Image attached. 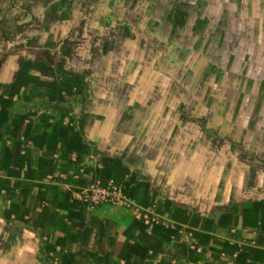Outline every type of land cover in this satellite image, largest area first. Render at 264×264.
<instances>
[{
    "label": "rangeland",
    "instance_id": "obj_1",
    "mask_svg": "<svg viewBox=\"0 0 264 264\" xmlns=\"http://www.w3.org/2000/svg\"><path fill=\"white\" fill-rule=\"evenodd\" d=\"M113 1L0 0L6 7L0 10V79L10 77L8 68H14L16 76L11 87L0 86V264H61L64 260L73 264L72 254L82 257L74 264H246L248 251L263 249L264 239L258 238L264 235V211L254 214L259 219L245 222L237 216L240 210L232 217L227 208L264 199V0H175L169 5L150 0L151 7L159 9L157 14L163 6L173 9L172 18L159 24H172L173 41L180 45L187 39L189 44L184 50L181 45L168 46L163 27L159 34L164 41L157 42L155 49L130 44L118 55L108 38L115 31L103 26L105 15L95 9L90 15L87 9L93 2L101 6ZM46 5L53 9L47 11ZM176 9L183 13L175 14ZM75 18L82 30L67 29L66 22ZM181 24L187 30H180ZM160 55L173 64L182 63L181 70L191 77L186 88L208 89L201 90V106H211L217 96L218 105L238 110L232 111L233 117L228 112L190 113L188 125L173 121L170 129L152 130L149 137L154 141L140 144L138 150L127 146L135 160L123 157L121 163L95 157L83 162L79 153L69 154L63 135L81 123L82 109L78 110L77 100L68 99L65 112L52 118L48 93L56 90L64 101L82 90L76 81L53 82L47 65H23L25 57L40 58L59 70L101 75L103 68L108 73L110 67L134 57ZM29 67L33 74L26 72ZM36 71L43 74L41 80ZM180 80L176 74L175 83ZM173 116L178 118V113ZM218 120L222 122L218 127L205 126L199 134L209 144L193 139L192 132L199 129L190 126ZM38 122L50 127L44 144L34 138L32 126ZM52 137L57 140L51 141ZM190 140H196L191 150H200L196 157L186 151ZM38 155H43L41 161ZM184 156L193 161L185 164ZM36 185L62 188L67 196L56 208L58 194L43 198L33 191ZM100 187L111 191L101 202L92 199L94 193L88 200L78 196L85 189ZM22 190H29L33 201L24 200ZM70 205L94 213L93 223H86L83 210V221L75 220ZM52 208L59 213V218L53 215L58 219L55 227L47 225L44 215L49 210L50 218ZM223 212L230 221H224L221 229L212 220ZM67 225L75 228L74 233L66 232ZM96 226L100 234L113 233L116 238L102 241V253L91 251L96 242L90 231ZM220 230L223 235L217 233ZM64 237L75 241V246L63 243ZM110 243L122 256L107 258Z\"/></svg>",
    "mask_w": 264,
    "mask_h": 264
},
{
    "label": "crops",
    "instance_id": "obj_2",
    "mask_svg": "<svg viewBox=\"0 0 264 264\" xmlns=\"http://www.w3.org/2000/svg\"><path fill=\"white\" fill-rule=\"evenodd\" d=\"M106 1L108 0H103V2ZM164 1H166V3H168L169 5L175 0ZM151 3L152 2H150V0H114L113 2H111V4H101V6L100 4L99 6H94L95 3L93 2L91 4V8L90 6H87V9L90 15L96 10L105 15L106 18H104L106 19L107 23L103 26H105L106 29L109 28L110 31H115L114 33L110 34L108 38H110V42L112 44L114 52L117 55L119 53L126 52V48L130 44H133V46L137 43L147 44L152 46V49H155L157 42L163 43L164 41L163 37H160L159 34V32L163 30V27L165 29L164 31L167 33V39L165 40V43L168 46H170L171 44H175L174 46H177L178 44L173 41L175 39V30L173 28V25L165 24V26H162L161 24H159V21L162 22L161 19L163 18H172L173 9L170 8L168 10L165 6H163V9H160L159 14H157V10L159 9H155L154 7L152 8ZM91 9L95 10L93 11ZM178 12L180 13V15L181 13H183L180 9H176L175 14H177ZM142 14H144V17ZM115 18L117 19L116 21ZM66 24L67 29L82 30L80 20L77 18L67 21ZM187 28L188 27H183L182 24L180 26V30H187ZM142 36L143 40H141ZM183 40L184 42L182 40L179 41L182 43L180 44L181 46L178 45L182 50H184L185 45L189 44V40ZM139 51L141 52V49ZM171 57L173 58L172 53H170V58ZM134 58L129 59L127 62L119 65L117 68L110 67L108 73L104 72L105 68H103V72L101 75L99 73L86 74L72 68H64L59 70L55 66H52L50 63H46L40 58H23V65L26 67L30 66V64H44L51 67V80H53V82L57 83L61 79H63V82L65 81V83L76 81V84L82 90V94L78 93V95H71L66 100L64 99V101H60V99H58L56 90L55 92L52 91L48 93V97L50 98L48 100L49 102H52L53 105L52 110H49L52 118H54L58 114L65 112L66 108L68 107L66 101H70L68 99H73L74 101L77 100L76 106H78V110L82 109V120L80 121L81 123L79 125L77 124L75 128L69 127L71 129V132H66L63 135L64 143L70 151L69 154L73 155L75 152L79 153L78 156L83 162L94 157L95 160L101 159L108 163L111 161H114L115 163H117V161H120L121 163V160H123L124 162V158H133L135 160L134 157H131L130 154H128L127 146H129V148L131 147L132 151L134 148L138 150L137 147L140 144L153 142L154 139L151 140L149 137V134L152 130L170 129V125H173V121L174 123L177 122V124L180 123L188 125V120H186V117L187 119H189L188 114L190 113L200 116L205 114V112L221 114H225L228 112V114H231L230 117H233V113L235 112L232 111L238 110L237 106L230 107L218 105L217 96H215V99L211 103V106H201L200 97L203 96V92L201 90L208 89L196 90V88H194L195 86L191 90L186 88L191 77L189 73L181 70L182 63L180 61L173 64L169 61V59H166V57L161 55L159 57L138 56L137 58ZM188 62L190 63V61ZM193 62L194 58L191 63ZM162 67H165L168 71H165ZM30 71L32 72V74L34 73L33 70H31V67L26 69V72ZM6 72L8 73V75H10V77L0 79V86L4 85L6 87H11L15 82V69L8 68ZM176 74L181 75V80L177 83H175L174 81V76ZM34 75L39 80H41L43 76V74L38 73L37 71ZM204 78L205 74H203V77L201 76V79ZM219 92L222 94V91ZM41 98L45 97L41 96ZM193 98H195V100H193ZM56 102L58 103V105H56ZM62 105L65 106L62 107ZM2 112H6V110ZM174 112L178 113V118L173 116ZM98 117L101 120L100 122L97 121ZM220 123L222 122L218 120V122L216 123L210 122L204 125L199 123V127H196V125L190 126V130L199 129V131L197 132H192L191 135L195 136L193 139L196 138L199 139L197 141H202L201 145L209 144L210 141L206 140L207 138L199 137V134H201L202 132L201 129L205 128V126L212 127L213 129L214 126L218 127ZM57 126L58 127H56L55 130L59 129V123ZM32 129L35 130L34 138L36 139L37 144H44V139L47 137V135L49 136L48 133L50 127L45 123L38 122L35 126H32ZM55 140H57V138H51V141L54 142ZM195 144L196 140H190L189 144L186 147V151L188 152V154L190 156L193 155L194 157L198 156L200 153V150H198V152H193L191 150L193 149V145ZM82 147L87 149V152H85ZM200 147L201 146L198 143L196 148L200 149ZM36 157L38 161H41L40 159L43 158V155H38ZM182 159L187 165H189L193 161V159L189 156H184V158ZM62 160L64 161L65 159L63 158ZM187 172H189V170H187ZM164 173L166 175L169 174V172L167 171H165ZM41 175H43V171H41ZM38 186L39 187H37L36 185L33 191L43 198L53 192L58 194L57 203L54 204L56 205V208L59 206V204L63 203L65 197L67 196L66 191H64L62 188H60V190H53V188L49 186ZM21 192L24 194V200L27 199L28 201H30L32 199L31 201H33V195L30 196L29 190H22ZM236 203L237 208H235L234 205L233 207H228L227 209H230V213H234L232 217H235L236 215L235 210H240L241 212L237 216L241 215V219L244 218L245 222L259 219L255 218L254 214H256V211L258 210L264 211V199L259 202L257 200H244L243 202ZM69 208L70 214L76 217L75 220L83 221V219L81 218V210H83L84 220L86 221V223H93V216L95 214L91 213L84 206L77 207L74 205H70ZM53 211H50V218H48L49 210L44 213V215H46L47 217L45 220L49 221L47 225L51 227L56 226L55 224H57L58 221L56 217L59 218V213H57V210ZM224 213L225 212H223V215L221 216L219 214L212 220L213 223H215V225H218V227L221 229L224 227V221H230L229 216L223 217L225 215ZM53 215L56 217L54 218ZM43 223L46 224V222ZM25 226L27 228L30 225L26 224ZM72 228L73 227H71V225H67L66 232L70 234L74 233L75 228L74 230H72ZM100 230L101 229L98 227H92L90 231L91 238H94V241L96 242L94 247L91 248V251H99L100 253H102V249H100L102 248V245H100L102 241L105 242L107 239H109V241L113 242L116 238L113 233H110L109 236H107V234H100ZM23 231H26V229H24ZM217 233L223 235L222 233H224V231L220 230V232L218 231ZM63 235H65V233H63ZM60 239L61 241H63V243H68L75 246V241L71 239L66 240L65 237ZM258 239L260 241L263 240L264 235L260 236V238ZM263 245V249L256 252L250 250L247 252V254H245V258L247 259L246 264H264ZM113 248L114 244L110 243L108 245L109 250L105 251L107 253V258L110 255L117 257L122 256L120 250H113ZM38 255L42 256L41 253ZM127 255L128 254H126V256ZM72 256L75 257V260L76 258H82L75 254H72ZM59 258L60 257H57V259ZM75 260H72L73 264L76 263ZM69 263L70 262L66 260H64L63 263L61 262V264Z\"/></svg>",
    "mask_w": 264,
    "mask_h": 264
},
{
    "label": "built area",
    "instance_id": "obj_3",
    "mask_svg": "<svg viewBox=\"0 0 264 264\" xmlns=\"http://www.w3.org/2000/svg\"><path fill=\"white\" fill-rule=\"evenodd\" d=\"M90 193H94L92 195V199L95 201V202H101L103 201L107 196H109L111 194V191L107 188H98L97 190L95 191H91V192H88L86 189L82 192H80L78 194L79 198L80 199H86L88 200L90 197Z\"/></svg>",
    "mask_w": 264,
    "mask_h": 264
},
{
    "label": "trees",
    "instance_id": "obj_4",
    "mask_svg": "<svg viewBox=\"0 0 264 264\" xmlns=\"http://www.w3.org/2000/svg\"><path fill=\"white\" fill-rule=\"evenodd\" d=\"M5 7V5H0V10L3 9ZM47 7V11L49 10H52L53 9V6H49V5H46ZM6 8V7H5ZM42 9V8H41ZM32 11V10H31ZM4 12H7L6 10ZM33 13H35L34 11H32ZM2 15V14H1Z\"/></svg>",
    "mask_w": 264,
    "mask_h": 264
}]
</instances>
